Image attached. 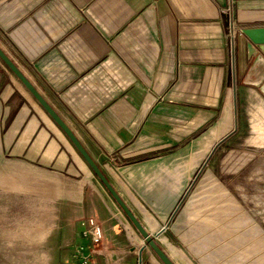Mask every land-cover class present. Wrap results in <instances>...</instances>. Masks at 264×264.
<instances>
[{
    "label": "crops",
    "instance_id": "1",
    "mask_svg": "<svg viewBox=\"0 0 264 264\" xmlns=\"http://www.w3.org/2000/svg\"><path fill=\"white\" fill-rule=\"evenodd\" d=\"M228 18L264 26V0H0L1 49L175 264L195 152L236 130L239 97L255 79L246 78L255 53L242 33L229 43ZM34 175L54 179L82 243L80 224L93 217L98 255L140 263L143 240L127 216L0 60V181Z\"/></svg>",
    "mask_w": 264,
    "mask_h": 264
},
{
    "label": "rangeland",
    "instance_id": "2",
    "mask_svg": "<svg viewBox=\"0 0 264 264\" xmlns=\"http://www.w3.org/2000/svg\"><path fill=\"white\" fill-rule=\"evenodd\" d=\"M246 86L239 97L236 130L210 152L201 146L195 152L188 233L171 244L178 264H264V114L258 98L264 96L258 87ZM59 195L53 178H1L0 264H82L73 210L65 209ZM82 228L80 224V233ZM103 236L102 230L98 244L84 243L97 250L84 264L123 263L121 256L98 255ZM142 245L140 263L133 264H149L148 258L163 264L144 241Z\"/></svg>",
    "mask_w": 264,
    "mask_h": 264
},
{
    "label": "water",
    "instance_id": "3",
    "mask_svg": "<svg viewBox=\"0 0 264 264\" xmlns=\"http://www.w3.org/2000/svg\"><path fill=\"white\" fill-rule=\"evenodd\" d=\"M242 34H244L249 42L247 44L249 56L255 53V57L248 69L246 78L252 74L254 76L253 81H247L249 84L258 87L261 94L264 96V26H252L245 27L242 29ZM0 60L3 64L17 77V79L23 84V86L30 92V94L38 101V103L43 107V109L49 114V116L54 120V122L61 128V130L66 134L71 143L74 145L76 150L91 168L93 173L99 179V181L104 185L112 198L123 210L127 218L142 236L143 241L153 250L156 256L161 260L163 264H175L163 248L156 242L155 237L150 234L141 222L135 217L128 206L125 204L123 199L119 196L116 190L113 188L111 183L105 177V175L100 170L96 162L87 153L85 148L73 134L71 129L65 124V122L57 115L53 108L46 102V100L41 96L38 90L33 86V84L27 79V77L21 72V70L16 66V64L9 58V56L0 47ZM143 246L139 248V253Z\"/></svg>",
    "mask_w": 264,
    "mask_h": 264
},
{
    "label": "built area",
    "instance_id": "4",
    "mask_svg": "<svg viewBox=\"0 0 264 264\" xmlns=\"http://www.w3.org/2000/svg\"><path fill=\"white\" fill-rule=\"evenodd\" d=\"M237 33H242V29L235 25L231 18H228V28H227V38L229 43L232 44ZM83 228L81 230V237L88 239L91 245H96L102 238V228L97 220L93 217L87 218L83 223ZM79 256L82 259V264H84L85 258L89 255L97 253L95 248H90V245H85L84 243L79 245ZM81 264V263H80Z\"/></svg>",
    "mask_w": 264,
    "mask_h": 264
},
{
    "label": "flooded vegetation",
    "instance_id": "5",
    "mask_svg": "<svg viewBox=\"0 0 264 264\" xmlns=\"http://www.w3.org/2000/svg\"><path fill=\"white\" fill-rule=\"evenodd\" d=\"M251 79V78H250Z\"/></svg>",
    "mask_w": 264,
    "mask_h": 264
}]
</instances>
